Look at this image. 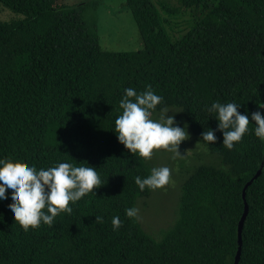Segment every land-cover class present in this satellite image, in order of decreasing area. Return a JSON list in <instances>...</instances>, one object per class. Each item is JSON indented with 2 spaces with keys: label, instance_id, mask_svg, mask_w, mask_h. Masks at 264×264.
<instances>
[{
  "label": "trees",
  "instance_id": "trees-1",
  "mask_svg": "<svg viewBox=\"0 0 264 264\" xmlns=\"http://www.w3.org/2000/svg\"><path fill=\"white\" fill-rule=\"evenodd\" d=\"M101 0H0L19 18L0 19V161L47 168L95 167L101 185L25 231L0 204V264H232L237 223L247 202L237 264H264V140L246 133L231 150L200 133L216 129L213 101L264 116V0H125L142 48L99 44ZM175 106L220 166L199 164L181 186L174 223L154 238L125 215L151 167L119 143L114 128L124 88L145 86ZM134 99V98H133ZM258 176L245 188L244 184ZM95 216L103 218L97 222ZM121 225L115 231L112 217Z\"/></svg>",
  "mask_w": 264,
  "mask_h": 264
},
{
  "label": "clouds",
  "instance_id": "clouds-1",
  "mask_svg": "<svg viewBox=\"0 0 264 264\" xmlns=\"http://www.w3.org/2000/svg\"><path fill=\"white\" fill-rule=\"evenodd\" d=\"M134 98V99H133ZM150 85L143 92H136L127 87L119 101L122 109L115 118L114 128L119 143L130 153L149 158L154 149H164L173 154V158L182 157L178 150L181 141L188 137L186 125L175 123L173 115H167L168 109H161L158 119H153L152 111L162 101ZM264 108V103L257 104ZM240 104L235 102L221 103L213 101L206 111L217 121L216 129L200 133L201 140L214 143L217 137L214 131H221L222 145L231 150L234 142H239L248 130L249 116L254 122V135L264 140V116L259 110L240 113ZM170 169L167 166L153 167L150 173L141 177L137 175L134 183L140 191L162 188L169 183ZM101 185L95 167L74 166L70 162H58L55 166L37 169L35 166L13 165L9 161H0V204L6 202V193L10 206L6 209L15 221L27 231L36 228L41 222L51 226L61 211L71 212L69 202L75 203L84 195L93 192L94 187ZM136 207L125 208V215L136 217ZM97 222L103 218L95 216ZM112 228L115 231L121 225L119 217L113 216Z\"/></svg>",
  "mask_w": 264,
  "mask_h": 264
},
{
  "label": "rangeland",
  "instance_id": "rangeland-1",
  "mask_svg": "<svg viewBox=\"0 0 264 264\" xmlns=\"http://www.w3.org/2000/svg\"><path fill=\"white\" fill-rule=\"evenodd\" d=\"M83 0H56V3L75 4ZM178 6V0H153ZM21 14L4 7L0 3V19L19 18ZM97 31L99 44L103 49L112 51H134L141 49L143 44L131 11L125 7V0H101L97 8ZM167 115H173L175 123L184 127L188 137L181 141L178 150L182 157L173 158V154L164 149H154L151 157L146 158L151 169L167 166L170 169L169 183L149 195L138 197L134 207L138 209L136 220L143 230L154 238H159L162 232L175 221L181 186L185 178L199 164L220 166V157L211 153L190 131L178 107L168 106ZM161 109L152 113L153 119H158Z\"/></svg>",
  "mask_w": 264,
  "mask_h": 264
},
{
  "label": "water",
  "instance_id": "water-1",
  "mask_svg": "<svg viewBox=\"0 0 264 264\" xmlns=\"http://www.w3.org/2000/svg\"><path fill=\"white\" fill-rule=\"evenodd\" d=\"M262 169V164H260V166L257 168V171L256 173L244 184L242 190H241V195L242 197L244 198V194H245V188L248 186V184L258 176V174L260 173ZM243 203H244V208H243V211H242V214L238 220V223H237V234H236V241H237V246H236V252H235V256H234V259H233V262L232 264H237L238 263V259H239V254H240V247H241V228H242V224H243V221H244V218L246 216V213H247V202L245 200H243Z\"/></svg>",
  "mask_w": 264,
  "mask_h": 264
}]
</instances>
